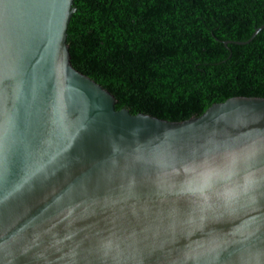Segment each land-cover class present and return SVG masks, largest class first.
Returning <instances> with one entry per match:
<instances>
[{
	"label": "water",
	"instance_id": "water-1",
	"mask_svg": "<svg viewBox=\"0 0 264 264\" xmlns=\"http://www.w3.org/2000/svg\"><path fill=\"white\" fill-rule=\"evenodd\" d=\"M74 11V0H0V264H113L98 250L110 234L120 264H184L185 254L241 264L264 252V193L177 229L170 213L188 202L162 196L156 170L133 158L169 145L186 155L211 135L264 138V98L232 97L184 121L116 109L71 63Z\"/></svg>",
	"mask_w": 264,
	"mask_h": 264
},
{
	"label": "trees",
	"instance_id": "trees-1",
	"mask_svg": "<svg viewBox=\"0 0 264 264\" xmlns=\"http://www.w3.org/2000/svg\"><path fill=\"white\" fill-rule=\"evenodd\" d=\"M72 65L116 109L184 121L232 97L264 98V0H74ZM224 41L228 42L226 45Z\"/></svg>",
	"mask_w": 264,
	"mask_h": 264
},
{
	"label": "clouds",
	"instance_id": "clouds-1",
	"mask_svg": "<svg viewBox=\"0 0 264 264\" xmlns=\"http://www.w3.org/2000/svg\"><path fill=\"white\" fill-rule=\"evenodd\" d=\"M264 138L209 136L202 144L180 155L169 145L154 153L134 155L140 163L156 170V185L162 196L183 199L188 210L181 214L173 208V227L192 229L209 217L235 213L254 203L264 193ZM103 258L120 264L122 240L110 234L98 241ZM198 264L185 254L184 264ZM264 252L243 257L241 264H262Z\"/></svg>",
	"mask_w": 264,
	"mask_h": 264
}]
</instances>
